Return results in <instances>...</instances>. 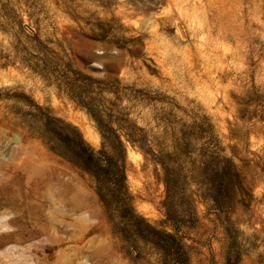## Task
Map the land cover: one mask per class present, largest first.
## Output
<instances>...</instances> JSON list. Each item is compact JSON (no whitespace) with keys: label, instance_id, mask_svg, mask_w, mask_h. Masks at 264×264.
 Segmentation results:
<instances>
[{"label":"rangeland","instance_id":"rangeland-1","mask_svg":"<svg viewBox=\"0 0 264 264\" xmlns=\"http://www.w3.org/2000/svg\"><path fill=\"white\" fill-rule=\"evenodd\" d=\"M68 69L145 137L117 130L138 227L187 264H264V0H0V264H174L35 132L47 113L100 149Z\"/></svg>","mask_w":264,"mask_h":264},{"label":"trees","instance_id":"trees-1","mask_svg":"<svg viewBox=\"0 0 264 264\" xmlns=\"http://www.w3.org/2000/svg\"><path fill=\"white\" fill-rule=\"evenodd\" d=\"M69 71L76 74V78L71 79L66 73H63L61 75L63 81L58 83V87L66 91L87 110L101 136V147L98 150H94L84 140L75 126L51 117L47 113L43 114V112L33 114V118L38 122L35 127L38 137L42 139L51 151L71 161L83 171L95 176L100 190L107 188L108 185L113 187L112 190L110 189L111 192L101 194V197L105 202L117 205V212L121 217L126 218L128 224H131L134 235L149 238L155 241L156 244L165 246L172 254L174 264H187L183 244L176 234L160 232L149 223H144V229L138 227L136 223L137 216L134 214L129 198L126 195V147L121 134L117 130H123V136L132 145L137 144L144 152H148L147 147H145V137L137 135L134 131V126L127 119L116 116L113 119L111 113L105 115L104 110L99 107L96 100H85L84 94L89 93L88 87L83 83L86 78H83L77 71ZM36 107L38 111L42 109L40 106ZM113 121L117 123V128L112 126ZM166 186L169 193L174 188V185L168 179ZM167 217L171 218L168 211ZM156 235L160 236L156 237Z\"/></svg>","mask_w":264,"mask_h":264},{"label":"bare ground","instance_id":"bare-ground-1","mask_svg":"<svg viewBox=\"0 0 264 264\" xmlns=\"http://www.w3.org/2000/svg\"><path fill=\"white\" fill-rule=\"evenodd\" d=\"M121 6H122V4H121ZM193 7V6H192ZM178 10H180L179 8H178ZM192 10H194V8H192ZM182 15H184L183 13H182ZM138 21V20H137ZM142 22V21H141ZM186 22V21H185ZM135 23H136V20H135ZM143 23V22H142ZM187 23H189L188 21H187ZM138 24H141V23H139V21H138ZM151 25H153V24H151ZM140 26V25H139ZM155 29V28H154ZM151 30V29H150ZM182 35V34H181Z\"/></svg>","mask_w":264,"mask_h":264}]
</instances>
